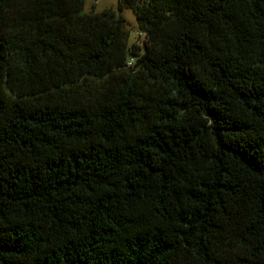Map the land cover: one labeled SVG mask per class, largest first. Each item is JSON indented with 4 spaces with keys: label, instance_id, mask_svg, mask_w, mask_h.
Returning a JSON list of instances; mask_svg holds the SVG:
<instances>
[{
    "label": "trees",
    "instance_id": "obj_1",
    "mask_svg": "<svg viewBox=\"0 0 264 264\" xmlns=\"http://www.w3.org/2000/svg\"><path fill=\"white\" fill-rule=\"evenodd\" d=\"M83 6L0 0V264H264V0Z\"/></svg>",
    "mask_w": 264,
    "mask_h": 264
},
{
    "label": "rangeland",
    "instance_id": "obj_2",
    "mask_svg": "<svg viewBox=\"0 0 264 264\" xmlns=\"http://www.w3.org/2000/svg\"><path fill=\"white\" fill-rule=\"evenodd\" d=\"M117 0H84L83 10L86 12L90 11H101L106 8H111L116 10ZM126 20V30H127V44L130 48L136 46L140 50L143 46V41L145 40L144 34L139 31L135 16L130 8H123L120 12Z\"/></svg>",
    "mask_w": 264,
    "mask_h": 264
},
{
    "label": "built area",
    "instance_id": "obj_3",
    "mask_svg": "<svg viewBox=\"0 0 264 264\" xmlns=\"http://www.w3.org/2000/svg\"><path fill=\"white\" fill-rule=\"evenodd\" d=\"M133 62V59L132 58H129L128 61H127V66L131 65Z\"/></svg>",
    "mask_w": 264,
    "mask_h": 264
}]
</instances>
